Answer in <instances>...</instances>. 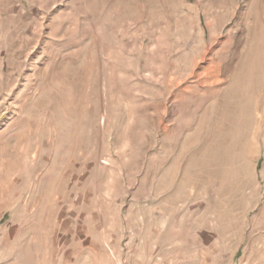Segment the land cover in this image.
I'll list each match as a JSON object with an SVG mask.
<instances>
[{
    "label": "rangeland",
    "instance_id": "obj_1",
    "mask_svg": "<svg viewBox=\"0 0 264 264\" xmlns=\"http://www.w3.org/2000/svg\"><path fill=\"white\" fill-rule=\"evenodd\" d=\"M0 264H264V0H0Z\"/></svg>",
    "mask_w": 264,
    "mask_h": 264
}]
</instances>
